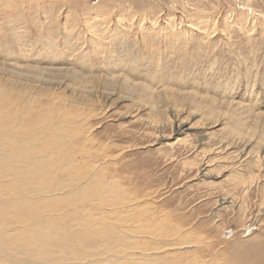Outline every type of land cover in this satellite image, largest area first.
<instances>
[{
    "label": "rangeland",
    "instance_id": "374dc122",
    "mask_svg": "<svg viewBox=\"0 0 264 264\" xmlns=\"http://www.w3.org/2000/svg\"><path fill=\"white\" fill-rule=\"evenodd\" d=\"M11 1L0 145L58 161L25 188L51 239L0 264H264V0Z\"/></svg>",
    "mask_w": 264,
    "mask_h": 264
},
{
    "label": "bare ground",
    "instance_id": "6f19581e",
    "mask_svg": "<svg viewBox=\"0 0 264 264\" xmlns=\"http://www.w3.org/2000/svg\"><path fill=\"white\" fill-rule=\"evenodd\" d=\"M1 1L2 2H0V7L2 9H6V7L7 8H13V4H11V2H12L11 0H1ZM17 2L20 3L19 0H17ZM31 2H32V0H31ZM35 3L36 4L40 3V0H35ZM17 5H20V4H17ZM0 110H2L1 107H0ZM1 114L6 116V118L8 117V115H6L4 112L0 111V115ZM37 119H39L38 116L35 118H32V119H29L30 122L27 123V121H26V124H28L29 127H31L32 124L38 123V122H36V121H38ZM20 121L21 120L17 119L15 121V123L22 125L21 124L22 122H20ZM40 121H42V120H40ZM24 122H25V120H24ZM40 124H42V123H40ZM37 127H39V126H37ZM1 129H3V128H0V130ZM11 136L12 135H10L9 137H11ZM20 142H21L20 135H16V136L13 135V139L7 140L6 143L3 144V147L0 145V176L5 175L1 172H7L9 174H12V173H10L12 171L15 172V175H13V177L10 176V177H12V179L8 180L7 183L4 180L3 181L5 183L3 182L2 183L3 185H1V183H0V194L1 195H3V193L6 194V197H3V199H2V200L6 199L3 201L4 204H6V202L14 203V204H12V206H13V208L17 209L16 213H15V214H17V216L15 215L17 223H19V224L25 223L27 226V227L24 226L23 228L16 227V229H15L16 234L12 237V240H13L12 244L4 243V242H8L11 239V235L10 234H8V236L3 235V237L6 239L2 240V241L0 240V256H2L4 258H11V256H13L14 253L20 249L26 250V251H32L26 245L20 246V242L22 241L21 233H22L23 229H27L31 233L32 238H33V243L35 244V246L39 252L43 251L42 248L44 247V245H42V243L47 242V241L44 242V240L51 239V237L48 235V232H47L48 230L44 231V222H43L44 219L42 218V214L40 213V211L42 209L41 205L38 203V207L36 209L30 208L31 201L29 199L32 198V196H30L27 193V191H26L27 189H25V188H27L31 184H34L33 180H35V182L41 181L42 178L46 177V175H44V172H45L44 167L47 168V166L49 164L55 165L58 161V158L55 156L54 159L51 162H49V161H45L44 158H42V159L40 157L36 158L37 156H33L32 154L31 155H25V154H23L24 153L23 149L16 148V147L22 145ZM2 153H4L5 155H3ZM17 162L30 163V166H34V163H35V165L37 166V170L27 171L26 169H23L22 171L24 173L22 174L20 171H17L16 168H12V167L16 166ZM23 165H24V167L27 166V164H23ZM38 168L42 169V171H39ZM55 171H56V169H55ZM52 172H54L53 167H52V169H50V173H52ZM34 174H37L36 175L37 178H35V179L31 177ZM6 209L7 210L9 209L8 204H6ZM39 218L42 220L40 221ZM66 220H67V217H66ZM58 221H60V219ZM30 222H32L35 225L33 227H31V226L28 227ZM61 222H63V221H61ZM56 223H57V219L56 220L50 219V220L45 221V224L47 225V227H49V225L55 226ZM59 225H60V222H59ZM63 225H65V223ZM66 227H68V226H66ZM97 234H99V233H97ZM67 236H68V239L71 241H72V239L73 240H81L82 238H85L84 241H86V242H88L93 237V236H89L88 231H85V233L77 232L76 235H74V236L67 234ZM97 236H99V235H97ZM1 238H2V236L0 235V239ZM54 239H57V237L54 236ZM22 253H24V252H22ZM32 253H33V251H32ZM54 254L55 253L50 254V257L52 259H55Z\"/></svg>",
    "mask_w": 264,
    "mask_h": 264
}]
</instances>
